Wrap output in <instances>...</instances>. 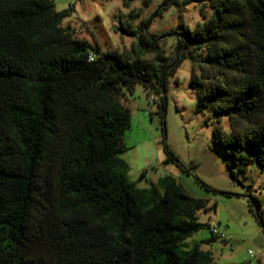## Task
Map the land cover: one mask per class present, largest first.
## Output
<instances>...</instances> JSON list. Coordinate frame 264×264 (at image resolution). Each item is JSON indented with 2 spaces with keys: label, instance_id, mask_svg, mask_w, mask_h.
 Masks as SVG:
<instances>
[{
  "label": "trees",
  "instance_id": "obj_1",
  "mask_svg": "<svg viewBox=\"0 0 264 264\" xmlns=\"http://www.w3.org/2000/svg\"><path fill=\"white\" fill-rule=\"evenodd\" d=\"M134 1L153 0L122 7ZM205 1L206 20L170 31L169 56L147 20L132 26V10L115 27L136 40L125 54L77 38L61 25L71 9L53 0H0V264H215L199 245L182 249L208 226L197 217L208 201L171 175L138 188L121 156L131 126L121 98L140 85L163 117L167 79L188 59L195 112L212 115L204 125L235 161L231 177L254 159L264 186V0ZM178 3L162 0L157 16Z\"/></svg>",
  "mask_w": 264,
  "mask_h": 264
},
{
  "label": "rangeland",
  "instance_id": "obj_2",
  "mask_svg": "<svg viewBox=\"0 0 264 264\" xmlns=\"http://www.w3.org/2000/svg\"><path fill=\"white\" fill-rule=\"evenodd\" d=\"M161 1L153 0L148 6L134 1L126 9L121 0H53L56 11L71 9L61 25H68L77 38L102 50L129 54L135 48L133 35L115 31L129 10L138 13L132 26L151 18L144 33L163 36V49L171 56L175 41L165 35L180 25L192 28L203 22L211 8L205 0H178L157 16ZM189 78L190 61L184 59L167 79L163 117L157 113L159 96L146 93L140 85L121 98L131 115V126L123 136L127 150L121 155L129 166L128 179L146 189L159 178L171 175L190 195L208 201L209 209L197 214L198 221L208 226L187 238L182 249L199 245L211 254L215 264H264V229L249 208V197L254 195L264 214L263 174L252 159L245 174L236 180L231 177L238 167L214 144L211 124L204 125L212 115L195 112L197 100ZM221 126L228 129L225 117ZM165 146L178 163H163L167 157ZM212 226L223 231V239L215 237L207 242L213 236Z\"/></svg>",
  "mask_w": 264,
  "mask_h": 264
},
{
  "label": "built area",
  "instance_id": "obj_3",
  "mask_svg": "<svg viewBox=\"0 0 264 264\" xmlns=\"http://www.w3.org/2000/svg\"><path fill=\"white\" fill-rule=\"evenodd\" d=\"M152 101H153V99L150 98V102H152ZM211 233H212L213 236L219 237L220 239H223L224 238L223 231H218V228L216 226H212Z\"/></svg>",
  "mask_w": 264,
  "mask_h": 264
},
{
  "label": "water",
  "instance_id": "obj_4",
  "mask_svg": "<svg viewBox=\"0 0 264 264\" xmlns=\"http://www.w3.org/2000/svg\"><path fill=\"white\" fill-rule=\"evenodd\" d=\"M150 20H151V18L147 20V22H146V24H145V26H144V30L147 28V26H148ZM170 34L173 35V34H175V33H169V34H167V35H165V36H168V35H170ZM161 37H163V36H161ZM161 37H159V38H161Z\"/></svg>",
  "mask_w": 264,
  "mask_h": 264
},
{
  "label": "crops",
  "instance_id": "obj_5",
  "mask_svg": "<svg viewBox=\"0 0 264 264\" xmlns=\"http://www.w3.org/2000/svg\"><path fill=\"white\" fill-rule=\"evenodd\" d=\"M209 240V239H208Z\"/></svg>",
  "mask_w": 264,
  "mask_h": 264
}]
</instances>
